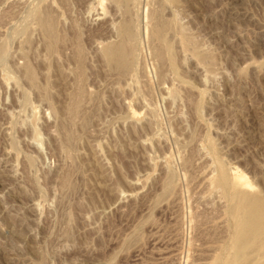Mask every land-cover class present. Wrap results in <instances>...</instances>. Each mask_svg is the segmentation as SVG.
I'll list each match as a JSON object with an SVG mask.
<instances>
[{"label": "rangeland", "instance_id": "1", "mask_svg": "<svg viewBox=\"0 0 264 264\" xmlns=\"http://www.w3.org/2000/svg\"><path fill=\"white\" fill-rule=\"evenodd\" d=\"M103 1L0 0V264H264V0Z\"/></svg>", "mask_w": 264, "mask_h": 264}, {"label": "bare ground", "instance_id": "2", "mask_svg": "<svg viewBox=\"0 0 264 264\" xmlns=\"http://www.w3.org/2000/svg\"><path fill=\"white\" fill-rule=\"evenodd\" d=\"M97 1V4L100 6V7H103V0H96ZM104 8V7H103ZM102 8V10H103ZM47 24V23H46ZM48 28H50L48 26ZM124 29V28H123ZM156 29V28H155ZM124 37V36H123ZM126 39V38H125ZM126 44V43H125ZM105 54L106 56L112 60V62H119L120 59H121V56H122V53H121V49L120 47L119 48H107L106 47V50H105ZM108 59V60H109ZM115 60V61H113ZM120 63V62H119ZM122 63V62H121ZM118 64V63H116ZM129 68V67H128ZM130 70V69H129ZM77 100V99H76ZM245 193V192H244ZM241 195H239L240 197ZM252 196V195H251ZM243 197V195L241 196V198ZM246 198V197H244ZM243 199V198H242ZM240 200V199H238ZM246 202V201H245ZM243 201V203H245ZM238 204V203H237ZM240 204V202H239ZM242 204V203H241ZM260 204V203H259ZM259 204H256L254 202H251L250 203H245V207H241L244 208L246 210L245 212V217H244V220H242V223L241 224V227H240V231H239V234L238 236L236 237V239L234 240L235 242V250H240L243 248V245L245 242H249L248 244H250V242H254L256 240V237L257 235H259V233L261 232L260 229L262 228L260 223L258 225V221L259 220H262L261 217L258 218L259 216V209L261 208V206ZM240 207V206H239ZM237 208V207H236ZM243 209V210H244ZM239 210V209H238ZM242 212V210H241ZM238 214V212H237ZM243 215V214H242ZM239 216V214H238ZM262 216V215H260ZM239 218V217H237ZM241 218V217H240ZM239 220V219H238ZM262 222V221H261ZM264 222V221H263ZM264 227V225H263ZM241 257H237L235 260H233L231 263L229 264H241Z\"/></svg>", "mask_w": 264, "mask_h": 264}]
</instances>
